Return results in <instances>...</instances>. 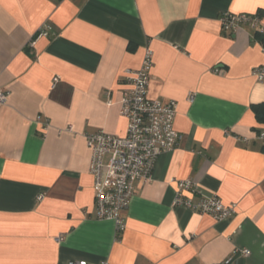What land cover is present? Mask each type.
<instances>
[{"label":"crops","instance_id":"1","mask_svg":"<svg viewBox=\"0 0 264 264\" xmlns=\"http://www.w3.org/2000/svg\"><path fill=\"white\" fill-rule=\"evenodd\" d=\"M260 11L264 0H0V264H264V125L252 110L264 48L219 21ZM147 49L148 97L177 103L183 139L137 185L117 234L96 218L85 136H126L123 82ZM182 180L236 215L175 207Z\"/></svg>","mask_w":264,"mask_h":264},{"label":"built area","instance_id":"2","mask_svg":"<svg viewBox=\"0 0 264 264\" xmlns=\"http://www.w3.org/2000/svg\"><path fill=\"white\" fill-rule=\"evenodd\" d=\"M219 21L223 32L228 34L249 27L264 35L262 17L259 14L226 13ZM49 34L50 28H43L37 33L36 39ZM153 67L154 54L147 49L141 67L126 72L120 101V115L128 121L126 136L116 137L104 131L85 136L91 151L90 175L93 178L96 218L113 221L117 234L124 232L126 228L123 214L130 206L137 185L150 182L158 157L173 152L183 139L175 128L177 103L148 97ZM252 75L259 82L263 81L264 66L254 69ZM59 81L55 77L52 87L55 88ZM8 96V92L0 90V107L7 103ZM192 99L191 96L190 100ZM257 139L264 146V129L258 133ZM39 199L42 200L43 195ZM173 205L185 207L194 213L210 215L218 221L231 219L237 211L236 205H225L217 197L202 196L198 185L192 180L177 182ZM63 239L61 236L57 241ZM241 253L244 256L251 254L249 250ZM67 264L88 262L71 260Z\"/></svg>","mask_w":264,"mask_h":264},{"label":"trees","instance_id":"3","mask_svg":"<svg viewBox=\"0 0 264 264\" xmlns=\"http://www.w3.org/2000/svg\"><path fill=\"white\" fill-rule=\"evenodd\" d=\"M261 17L264 16V12L260 11L258 13ZM257 36L260 37V41L261 43L264 45V35H261L259 33H257ZM36 37V36H35ZM36 38H34L35 40ZM252 110L255 114V117L257 119V122L264 125V103L263 104H259L256 106L252 107ZM262 151L264 152V147L262 148Z\"/></svg>","mask_w":264,"mask_h":264}]
</instances>
